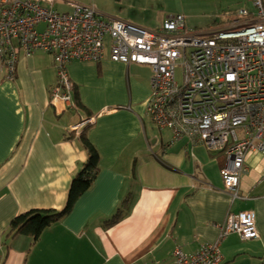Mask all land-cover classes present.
Returning <instances> with one entry per match:
<instances>
[{
  "label": "crops",
  "instance_id": "crops-1",
  "mask_svg": "<svg viewBox=\"0 0 264 264\" xmlns=\"http://www.w3.org/2000/svg\"><path fill=\"white\" fill-rule=\"evenodd\" d=\"M52 62L38 51L19 57L14 80L0 71V264H172L175 247L193 254L217 241L229 214L242 211L254 212L258 237L227 235L221 264H264V154L247 155L231 199L221 153L186 138L172 141L148 118L149 67L112 62L109 48L98 64L70 62L66 108L50 103ZM89 118L86 137L99 156L91 186L33 244L29 236L10 235L14 217L65 206L88 158L75 135L80 129L69 131ZM116 213L120 218L106 227Z\"/></svg>",
  "mask_w": 264,
  "mask_h": 264
},
{
  "label": "built area",
  "instance_id": "built-area-1",
  "mask_svg": "<svg viewBox=\"0 0 264 264\" xmlns=\"http://www.w3.org/2000/svg\"><path fill=\"white\" fill-rule=\"evenodd\" d=\"M55 0H0V71L12 81L19 57L46 52L53 57L56 82L50 103L72 107L70 62L109 59L151 70L146 114L172 141L186 138L212 154L221 153L225 191L238 196L239 180L249 153L264 154V4L256 13L238 12L226 27L206 33L186 30L184 17L168 16L156 31L136 24L104 20L91 6L71 4L72 12L54 9ZM86 119L73 130L91 125ZM219 238L191 255L179 247L172 264H221L220 242L231 233L247 241L258 237L255 214H229Z\"/></svg>",
  "mask_w": 264,
  "mask_h": 264
},
{
  "label": "rangeland",
  "instance_id": "rangeland-1",
  "mask_svg": "<svg viewBox=\"0 0 264 264\" xmlns=\"http://www.w3.org/2000/svg\"><path fill=\"white\" fill-rule=\"evenodd\" d=\"M73 3L93 7L105 20L137 18L140 21L137 26L151 31L158 30L166 17L181 15L186 30L198 34L229 26L236 19L243 20L238 15L241 10L256 13L253 0H55L54 9L72 12ZM143 73L149 74V70Z\"/></svg>",
  "mask_w": 264,
  "mask_h": 264
},
{
  "label": "trees",
  "instance_id": "trees-1",
  "mask_svg": "<svg viewBox=\"0 0 264 264\" xmlns=\"http://www.w3.org/2000/svg\"><path fill=\"white\" fill-rule=\"evenodd\" d=\"M73 91V87L71 92ZM74 105L77 107L79 103L75 100ZM82 123V122H81ZM91 125H84L75 134L76 130L69 131L71 135H77L81 141L82 146L88 154L87 161L82 168L73 176L69 186L67 201L61 210H31L14 217L9 223L8 232L10 235H26L32 239V244L36 242L41 233L55 222L61 220L67 215L78 197H80L92 184L95 174L98 169L99 156L96 149L88 141L86 137V130ZM120 218V214L116 213L104 225L106 227L113 225Z\"/></svg>",
  "mask_w": 264,
  "mask_h": 264
}]
</instances>
